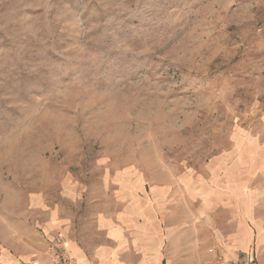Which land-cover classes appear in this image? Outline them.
Returning a JSON list of instances; mask_svg holds the SVG:
<instances>
[{
	"label": "rangeland",
	"instance_id": "374dc122",
	"mask_svg": "<svg viewBox=\"0 0 264 264\" xmlns=\"http://www.w3.org/2000/svg\"><path fill=\"white\" fill-rule=\"evenodd\" d=\"M130 189L184 239L264 226V0H0V254Z\"/></svg>",
	"mask_w": 264,
	"mask_h": 264
},
{
	"label": "crops",
	"instance_id": "0c3cea01",
	"mask_svg": "<svg viewBox=\"0 0 264 264\" xmlns=\"http://www.w3.org/2000/svg\"><path fill=\"white\" fill-rule=\"evenodd\" d=\"M160 192L155 190L156 194ZM126 194L108 216L96 219L88 236L65 218L54 222L52 217L44 223L43 231L49 236L63 233L75 264H213L214 247L228 257L248 251L258 264H264V226L260 222L252 220L250 226L242 219L237 229L227 234L214 235L209 229L206 236L213 243L209 245L208 239L196 236L195 231L184 239L179 229H170L164 201L159 203L153 195L139 196L138 190L130 189ZM16 237L27 241L22 234ZM35 240L41 243L36 255L0 254V264H45L46 239L36 234Z\"/></svg>",
	"mask_w": 264,
	"mask_h": 264
},
{
	"label": "built area",
	"instance_id": "2783aa9c",
	"mask_svg": "<svg viewBox=\"0 0 264 264\" xmlns=\"http://www.w3.org/2000/svg\"><path fill=\"white\" fill-rule=\"evenodd\" d=\"M50 240L46 249L48 264H75L70 253L69 244L62 232L47 236ZM214 254L213 264H258L257 259L248 252L237 257H228L217 247L211 248Z\"/></svg>",
	"mask_w": 264,
	"mask_h": 264
}]
</instances>
